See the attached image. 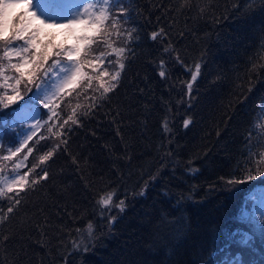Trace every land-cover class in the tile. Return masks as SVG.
<instances>
[{
	"label": "trees",
	"instance_id": "obj_1",
	"mask_svg": "<svg viewBox=\"0 0 264 264\" xmlns=\"http://www.w3.org/2000/svg\"><path fill=\"white\" fill-rule=\"evenodd\" d=\"M125 7L135 33L120 83L70 126L67 143L45 165L49 179L0 223V264H224L236 254L243 264L261 262L264 217L253 216L250 204L255 184H264L257 174L264 165L255 162L264 140V0H128ZM22 16L13 15L8 31ZM161 29L165 35L153 40ZM44 35L41 50L66 46V35L58 44L55 30ZM117 43L124 46V38ZM92 51L109 49L98 44ZM38 81L22 84L20 99L0 106V153L18 144L21 127L8 128L12 109ZM5 91L13 94L0 87ZM72 93L58 109L62 118L77 104L88 106L86 94L99 96L83 86ZM41 135L52 133L30 142L27 167L60 142ZM245 169L256 178L227 183L243 179ZM106 192L116 193L114 204L125 202L123 211L101 213L97 200ZM88 226L91 238L80 243ZM249 226L255 253L233 235Z\"/></svg>",
	"mask_w": 264,
	"mask_h": 264
},
{
	"label": "snow or ice",
	"instance_id": "obj_2",
	"mask_svg": "<svg viewBox=\"0 0 264 264\" xmlns=\"http://www.w3.org/2000/svg\"><path fill=\"white\" fill-rule=\"evenodd\" d=\"M21 0H0V87L11 89L12 95L7 91L0 94V106L7 107L20 99V86L32 84L36 80L42 81L37 83L38 89L36 96L39 98L43 95L44 99L41 104L48 109L49 121L58 119L60 122L55 126L49 125L48 131L52 136H39V139L56 138L60 142L55 143L41 154L38 163L27 167L28 155L26 154L23 161L17 160L11 176H6L0 171V201H7V207H0V223L7 222L8 219L18 210L22 204V196L26 195L29 190L35 191L41 182H46L50 173L45 165L52 160L56 152L60 150L61 143L66 144L65 134L71 130V125H79L81 116L87 115L92 109L99 105L96 100L106 98L118 86L121 80L122 72L125 69V57L129 51L127 43L131 40L135 29L129 30L127 27L130 19V10L125 7L128 0H23L27 6V10L31 11L27 22H22L20 27H13L11 31H7L4 21V9L10 4L20 3ZM35 9V10H33ZM16 19H20L18 16ZM33 20L44 25L50 22L49 26H55L57 21H64L63 27L70 30L79 28L81 34L76 36V40L80 44H72L68 46H56L53 50H41L38 46L37 35L40 27L29 28V23ZM165 33L163 29L160 32H152L151 38L156 40L163 37ZM115 37V39H113ZM124 38V46H118V41ZM19 42V43H17ZM102 45L109 51H99L93 54V45ZM165 49V52H169ZM90 57V58H89ZM113 57L114 59H109ZM16 58L17 62H13ZM177 61L180 57L177 54ZM7 61V63H4ZM49 61H51L49 63ZM164 61L160 62V77H165L166 72L163 70ZM91 71H85V68ZM111 69V70H110ZM196 73L192 79H196L199 73L200 64H195ZM12 70L15 74L8 75L7 72ZM95 85V88H93ZM83 86L85 91L99 93V96H85L89 100V105L84 106L77 104L71 111L66 114V118L60 117L59 109L61 102L66 96H71L72 92ZM190 90L192 85H187ZM83 109V111H78ZM261 113H264V104L260 106ZM19 120L35 119V116H25L23 113H17L11 120L16 125ZM47 123V122H46ZM190 120H184V126L187 127ZM163 126L167 130V120L163 122ZM42 125L39 121L31 125L27 129H22L24 139L20 142L19 147L15 150L8 148L7 154L0 156V161H12L17 154L24 149L33 138L37 136V132ZM3 137H0L2 141ZM33 152L32 147H27V153ZM251 154V153H250ZM246 161L245 163H248ZM256 163L264 162V158ZM2 167V166H0ZM20 169H26L20 174ZM243 179L237 180L232 178L227 181L229 184H238L251 181L256 178L251 174V170L245 169ZM264 176V173H257ZM143 193H141L142 195ZM115 192H106L99 196L97 204L101 208V213L112 207H118L124 210L125 202L121 200L119 204H114ZM264 217V212H261ZM115 220L112 217L109 220L111 225ZM261 235H264V225L260 226ZM91 235V228L89 229ZM237 243L255 253L256 230L239 232ZM5 241L9 237H4ZM74 248L79 245L74 242ZM87 250L88 245H85ZM264 258V254H261ZM224 264H243L241 256L236 254L229 257Z\"/></svg>",
	"mask_w": 264,
	"mask_h": 264
},
{
	"label": "rangeland",
	"instance_id": "obj_3",
	"mask_svg": "<svg viewBox=\"0 0 264 264\" xmlns=\"http://www.w3.org/2000/svg\"><path fill=\"white\" fill-rule=\"evenodd\" d=\"M33 4H35V0H33ZM26 4L23 2V0H21L20 3H15V4H10L8 7H6L4 9V21H5V27L6 30L8 31V26L10 21L13 18V15L15 13H17L19 11V9H21V6H23ZM27 7V6H26ZM35 10V9H33ZM31 15V11H28L27 8L25 10V12L23 13L22 16V20L20 21V24L18 27L21 26L22 22H27L28 21V17ZM50 22H46L44 25H39V22L36 20H33L29 23V28H34L36 26L40 27V32L37 35V41H38V46H40V41H42L45 38L44 32L46 30L50 29H54L56 32H61L63 33V35H73V36H78L81 34V29L76 28V29H68L63 27V23L64 21H57L55 26H49ZM76 39V38H75ZM19 43V42H18ZM76 44H80V41L76 40ZM13 62H17L16 58H13ZM85 71H87V69L85 68ZM38 83H42V81H38ZM38 89L35 87V89L33 90V96H36ZM82 92V91H81ZM73 95V93L71 94V96ZM87 95V94H86ZM88 96V95H87ZM40 97H43V95H41ZM70 96H66V98H68ZM83 102H86V99L83 100ZM58 110V109H57ZM17 113H23L25 116H35V119H23V120H19L16 125H13L10 121V124L8 126V128L15 130L18 129L19 126L21 127V132H20V136H19V142L17 145H15L13 148H11L12 150H15L16 147H19L20 142L24 139V133L22 132V129H27L29 128L31 125L35 124L37 121L40 122V124L42 125V127L40 128V130L37 132V134L40 133H44L47 132V129L49 127V123H51V125L53 124L52 121H49V115L46 117L41 116V114L38 111V107L36 106V104L34 102H32V99H24L22 100V102L18 105L17 108L13 109L12 111V119L14 118V116H16ZM11 119V120H12ZM47 122V123H46ZM44 128V129H43ZM1 132H0V137H1ZM31 142V141H30ZM30 142L28 143V145L22 149V151L20 153L17 154V157L13 158L12 161H3V165L7 166L10 163H13L15 165L17 160L23 161L24 156L27 154L28 155V160L29 161V157L30 154L27 153V147H32V145L30 144ZM2 141H0V145H1ZM262 147L264 145V142H261ZM7 148V146H6ZM10 148V147H8ZM7 148V149H8ZM262 150H260L261 153ZM7 154V151H4L3 153L1 152L0 156ZM27 164V162H26ZM20 174H23V169H20ZM259 171L257 170V173ZM12 173H8L6 174V176H11ZM252 198H253V202H252V209L255 215H261V212H264V184L258 183L255 184V190L252 194ZM91 228V235H92V231L93 228L91 226H88L86 229H83L80 231L79 234V241L80 243H85L87 242V240H89L91 238V235L89 234V229Z\"/></svg>",
	"mask_w": 264,
	"mask_h": 264
}]
</instances>
